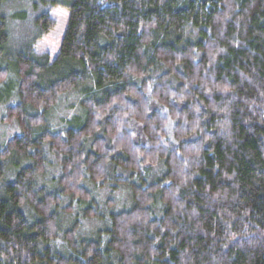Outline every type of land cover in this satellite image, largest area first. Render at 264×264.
Instances as JSON below:
<instances>
[{"label":"trees","instance_id":"16d2710c","mask_svg":"<svg viewBox=\"0 0 264 264\" xmlns=\"http://www.w3.org/2000/svg\"><path fill=\"white\" fill-rule=\"evenodd\" d=\"M63 1L52 63L33 43L50 13L11 55L0 18L18 98L0 119L20 131L0 145V264H264V0ZM88 80L81 114L40 130ZM45 145L56 191L35 185ZM13 158L24 164L7 179ZM124 187L129 206L104 212L98 191ZM60 213L77 217L60 230ZM84 219L103 227L79 237Z\"/></svg>","mask_w":264,"mask_h":264},{"label":"rangeland","instance_id":"374dc122","mask_svg":"<svg viewBox=\"0 0 264 264\" xmlns=\"http://www.w3.org/2000/svg\"><path fill=\"white\" fill-rule=\"evenodd\" d=\"M42 12L50 13L56 19V26L44 34L41 38L36 40L34 43V51L36 53L48 54L49 62L52 63L53 59L58 53L59 44L61 41L62 34L66 28L68 20V9L65 2L62 0H0V18L5 21V26L8 32V42L5 47V54H12L17 50L22 49L24 46L32 43L33 39L38 35V27L34 23V18L41 14ZM0 58V67H7L11 69L9 71L7 81L4 85H0V118L5 112L7 105H13L18 101L15 96L17 89V79L15 77L12 68L13 65L9 63L6 55ZM11 62V61H10ZM63 67V66H62ZM66 67L59 70V74L65 73ZM52 71L42 72L40 75L44 79H54V75L49 77V74H56L55 67L51 68ZM59 69V68H58ZM56 78V77H55ZM47 79V80H48ZM41 78L39 82L41 83ZM46 80V81H47ZM49 81V80H48ZM47 83V82H46ZM44 83L43 85H46ZM42 84V83H41ZM91 81H87V85H80L77 88L70 90L69 92L62 94L59 97L57 104L47 113L46 123L41 129L48 130L50 132H56L67 127L66 123L73 120L75 116L81 114L79 102L84 97V91L87 88H91ZM94 90L91 89V94H94ZM98 93V92H97ZM96 93V94H97ZM16 97V98H14ZM13 100V101H12ZM5 102V103H4ZM8 102V103H6ZM19 127L16 122L3 123L0 119V145H3L9 138L15 134H19ZM47 145H45V158L48 162L49 168L42 175H39L36 179V186L43 187L49 191L59 190V187L55 181V178L59 174V168L53 161L51 154L47 151ZM19 159H11L9 161L5 160L6 164V177L10 179L13 175L16 165H22L24 162H20ZM16 164V165H15ZM155 170V171H154ZM161 170V167H155L154 172ZM1 181V185L7 181L6 179ZM97 194V190H95ZM129 191L127 188H121L116 193H110L108 189L98 191L97 200L99 201L102 210L107 212V207L105 201L111 199L112 204H114L113 209L120 210L129 206ZM67 202V197L64 196L63 204ZM25 213L29 218V221L33 218L32 213L29 209H25ZM67 214L60 213L58 219V228L65 225H69L71 220L75 217L72 215L71 219L68 218ZM70 221V222H69ZM102 222L95 221V219H84L81 221V225L78 229V236L82 237L83 234L89 235L93 234L98 228L103 226Z\"/></svg>","mask_w":264,"mask_h":264}]
</instances>
